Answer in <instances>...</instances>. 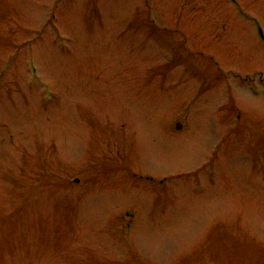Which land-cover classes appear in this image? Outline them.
Wrapping results in <instances>:
<instances>
[{
  "label": "rangeland",
  "instance_id": "1",
  "mask_svg": "<svg viewBox=\"0 0 264 264\" xmlns=\"http://www.w3.org/2000/svg\"><path fill=\"white\" fill-rule=\"evenodd\" d=\"M259 31L264 0H0V264H264Z\"/></svg>",
  "mask_w": 264,
  "mask_h": 264
},
{
  "label": "water",
  "instance_id": "2",
  "mask_svg": "<svg viewBox=\"0 0 264 264\" xmlns=\"http://www.w3.org/2000/svg\"><path fill=\"white\" fill-rule=\"evenodd\" d=\"M259 33H260V36H261V37H263V35H262V32H261V31H259ZM76 182H77V180H76Z\"/></svg>",
  "mask_w": 264,
  "mask_h": 264
}]
</instances>
